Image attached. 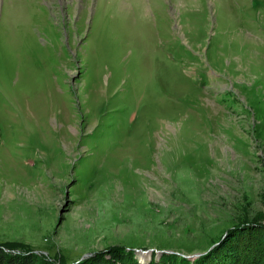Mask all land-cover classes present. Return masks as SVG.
<instances>
[{
	"label": "rangeland",
	"instance_id": "374dc122",
	"mask_svg": "<svg viewBox=\"0 0 264 264\" xmlns=\"http://www.w3.org/2000/svg\"><path fill=\"white\" fill-rule=\"evenodd\" d=\"M244 222L264 233V0H0V243L145 264Z\"/></svg>",
	"mask_w": 264,
	"mask_h": 264
},
{
	"label": "trees",
	"instance_id": "16d2710c",
	"mask_svg": "<svg viewBox=\"0 0 264 264\" xmlns=\"http://www.w3.org/2000/svg\"><path fill=\"white\" fill-rule=\"evenodd\" d=\"M256 236L257 238H255ZM254 239H257V243H254ZM216 242L217 245L204 250L200 256L194 259L165 252L160 255L158 262L152 259L145 264H264V253L260 257H256L260 253L251 251V246L257 250L260 249V251L264 250V233L260 231L258 224L254 225L248 222L235 224L213 244ZM137 259L134 251L126 250L121 246H112L93 253L90 257L78 259L72 264H140ZM0 264L56 263L43 255L36 254L23 243L1 242Z\"/></svg>",
	"mask_w": 264,
	"mask_h": 264
},
{
	"label": "water",
	"instance_id": "95a60500",
	"mask_svg": "<svg viewBox=\"0 0 264 264\" xmlns=\"http://www.w3.org/2000/svg\"><path fill=\"white\" fill-rule=\"evenodd\" d=\"M147 252H148V251H142V250H141V251H136V254H138V253L147 254ZM200 255H201V253H197V254L192 255L191 258L194 259V258H196V257H198V256H200ZM87 257H88V256H87Z\"/></svg>",
	"mask_w": 264,
	"mask_h": 264
},
{
	"label": "bare ground",
	"instance_id": "6f19581e",
	"mask_svg": "<svg viewBox=\"0 0 264 264\" xmlns=\"http://www.w3.org/2000/svg\"><path fill=\"white\" fill-rule=\"evenodd\" d=\"M243 35V34H242ZM234 37H236V36H234ZM15 40V39H14ZM116 45V44H115ZM246 47V46H245ZM100 89V88H99ZM132 125V124H131ZM140 259H144V257L142 258L141 256L139 257Z\"/></svg>",
	"mask_w": 264,
	"mask_h": 264
}]
</instances>
